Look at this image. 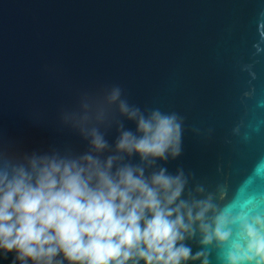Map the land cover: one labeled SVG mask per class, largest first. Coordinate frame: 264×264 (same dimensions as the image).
I'll use <instances>...</instances> for the list:
<instances>
[{
    "label": "water",
    "instance_id": "obj_1",
    "mask_svg": "<svg viewBox=\"0 0 264 264\" xmlns=\"http://www.w3.org/2000/svg\"><path fill=\"white\" fill-rule=\"evenodd\" d=\"M114 85L182 119L180 155L155 168L264 212V0H0V153L86 151L62 114ZM102 130L114 144L116 125Z\"/></svg>",
    "mask_w": 264,
    "mask_h": 264
},
{
    "label": "clouds",
    "instance_id": "obj_2",
    "mask_svg": "<svg viewBox=\"0 0 264 264\" xmlns=\"http://www.w3.org/2000/svg\"><path fill=\"white\" fill-rule=\"evenodd\" d=\"M62 120L86 151L0 153V254L12 264H209L211 251L219 264H264V212L186 194L182 170L154 167L181 153L177 114H145L114 85ZM112 125L109 144L102 127ZM254 172L264 174V161Z\"/></svg>",
    "mask_w": 264,
    "mask_h": 264
}]
</instances>
